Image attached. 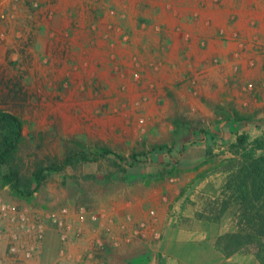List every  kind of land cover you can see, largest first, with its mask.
Listing matches in <instances>:
<instances>
[{"label":"rangeland","instance_id":"rangeland-1","mask_svg":"<svg viewBox=\"0 0 264 264\" xmlns=\"http://www.w3.org/2000/svg\"><path fill=\"white\" fill-rule=\"evenodd\" d=\"M0 111L25 130L2 171L33 182L28 196L0 179V205L45 228L37 241L0 216V259L19 244L38 247L30 264H259L216 250L230 213H197L221 195L238 135L264 137V0H0ZM103 148L138 163L33 181Z\"/></svg>","mask_w":264,"mask_h":264},{"label":"trees","instance_id":"trees-1","mask_svg":"<svg viewBox=\"0 0 264 264\" xmlns=\"http://www.w3.org/2000/svg\"><path fill=\"white\" fill-rule=\"evenodd\" d=\"M24 133L20 117L10 111H0V179L18 194L31 196L33 182L24 183L20 173L15 170L8 173L2 171L19 151ZM152 150L173 151L166 144L154 146ZM229 153L233 158L225 165L226 177L221 195L208 202L205 211L197 213V217L220 224L230 213L234 230L216 239V250L226 258L252 255L259 264H264V137L251 140L248 134H240L229 146ZM110 155H116L123 162L131 161L132 165L138 163V154L125 158L111 149L103 148L96 153L69 155L55 164L39 168L33 175V181L40 186L48 173H61L70 166L100 161Z\"/></svg>","mask_w":264,"mask_h":264},{"label":"built area","instance_id":"built-area-1","mask_svg":"<svg viewBox=\"0 0 264 264\" xmlns=\"http://www.w3.org/2000/svg\"><path fill=\"white\" fill-rule=\"evenodd\" d=\"M0 216L10 217L12 221L20 220L25 224H28L29 230L35 234L37 241L42 240L44 237V225L38 221L31 222V219L26 214H19V216H16L15 214L11 213L9 206L0 205ZM53 222L60 226L63 225L62 221L57 217L53 219ZM37 248L38 247L36 246L26 247L19 244H12L10 246L9 253L11 256H13V259H0V264H24V262L25 264H30L29 261L34 257L35 253L37 252Z\"/></svg>","mask_w":264,"mask_h":264},{"label":"crops","instance_id":"crops-1","mask_svg":"<svg viewBox=\"0 0 264 264\" xmlns=\"http://www.w3.org/2000/svg\"><path fill=\"white\" fill-rule=\"evenodd\" d=\"M46 245V244H45Z\"/></svg>","mask_w":264,"mask_h":264}]
</instances>
